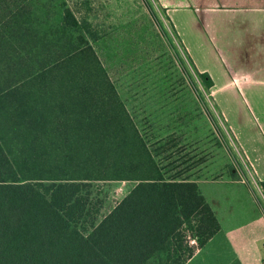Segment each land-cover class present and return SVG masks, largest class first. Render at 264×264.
I'll return each instance as SVG.
<instances>
[{
    "label": "trees",
    "instance_id": "obj_1",
    "mask_svg": "<svg viewBox=\"0 0 264 264\" xmlns=\"http://www.w3.org/2000/svg\"><path fill=\"white\" fill-rule=\"evenodd\" d=\"M38 2L0 0V264H186L195 247L181 232L195 228L203 248L220 230L199 183L222 179L204 172L206 136L191 129L207 115L159 88L165 106L142 123L89 16L66 8L53 31H35ZM119 181L134 185L103 215L99 189Z\"/></svg>",
    "mask_w": 264,
    "mask_h": 264
},
{
    "label": "crops",
    "instance_id": "obj_2",
    "mask_svg": "<svg viewBox=\"0 0 264 264\" xmlns=\"http://www.w3.org/2000/svg\"><path fill=\"white\" fill-rule=\"evenodd\" d=\"M162 1L195 68L212 78L211 95L256 184L199 183L220 224L216 235L239 264H264V0Z\"/></svg>",
    "mask_w": 264,
    "mask_h": 264
},
{
    "label": "rangeland",
    "instance_id": "obj_3",
    "mask_svg": "<svg viewBox=\"0 0 264 264\" xmlns=\"http://www.w3.org/2000/svg\"><path fill=\"white\" fill-rule=\"evenodd\" d=\"M85 1L39 0L35 31L44 32L48 28L53 31L54 24L60 20L66 8H70L78 18L88 15L103 37L96 44L102 61L110 68L123 94L129 98L130 107L139 117L138 120L142 122L144 116L165 106L161 104L163 100L158 93L163 88L183 112L193 116L203 112L208 117L209 124L205 128L200 125L191 128L206 136L204 147L208 149L204 156L205 163L201 166L206 175L228 179V168H231L237 174L238 181L255 186L218 103L202 86L196 87L184 70L185 64L191 72L192 67L169 20V6L162 0H88L91 6L86 9ZM166 1L174 3L176 0ZM160 84H165V87H159ZM260 107L264 112V102H260ZM256 111L259 116V110ZM133 185L132 182L119 181L101 186L99 192L104 198L102 214H107L120 202ZM258 196L263 202L259 193ZM193 231L195 228L181 232L183 240L195 247L197 256L186 264H239L224 252L225 248L222 250L225 243L219 235L208 239L205 246L199 248L192 237L195 234Z\"/></svg>",
    "mask_w": 264,
    "mask_h": 264
}]
</instances>
